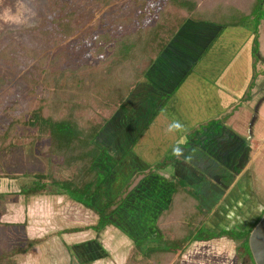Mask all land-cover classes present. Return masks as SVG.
I'll return each mask as SVG.
<instances>
[{"label": "rangeland", "instance_id": "1", "mask_svg": "<svg viewBox=\"0 0 264 264\" xmlns=\"http://www.w3.org/2000/svg\"><path fill=\"white\" fill-rule=\"evenodd\" d=\"M167 1L0 0V134L13 120L30 118L45 97L50 95L52 102L72 94L69 86L75 76L89 80L100 73L119 51L125 41L121 39L142 29L147 32L159 14L170 12ZM196 1L200 12L219 3L241 8L249 3ZM253 30V19L244 27L225 29L188 19L127 97L133 111L125 114L117 107L113 115L101 112L109 122L97 139L104 153L95 163L100 177L89 192L92 203L100 209L131 179L150 175L100 231H63L96 225L99 217L67 194L56 193L61 189L53 180L72 178L77 164L52 155L48 135L23 124L7 142L0 140V255L40 238L43 241L15 255L14 264H84L89 257L80 255L83 250L103 258L96 264H126L136 241L144 239L135 255L137 264L149 245L174 236L166 228L168 218L159 215L171 202L175 178L183 175L203 197L205 211H212L207 230L244 231L262 219L264 17L259 25L258 78L250 100L242 101L252 73ZM167 94L171 97L158 110ZM213 119L226 126L225 138L215 147L203 148L200 142L189 151L190 145H183L187 132ZM174 123L180 127L170 129ZM231 132L242 142L233 140ZM175 154L180 159L157 168ZM37 174L47 176L43 182L48 188L36 195L22 193V188L37 184ZM239 243L225 237L195 241L166 264H255L242 255Z\"/></svg>", "mask_w": 264, "mask_h": 264}, {"label": "trees", "instance_id": "2", "mask_svg": "<svg viewBox=\"0 0 264 264\" xmlns=\"http://www.w3.org/2000/svg\"><path fill=\"white\" fill-rule=\"evenodd\" d=\"M248 2L243 8L219 3L210 11L200 12L196 0L167 1V9L172 7L170 12L159 14V18L147 32L142 29L140 33L130 36L128 39L127 37L121 39V41H125L120 42L119 51L115 53V57L112 55L109 57L110 64H104L100 73H95L89 80L75 76L76 80L72 81L74 84L69 86L72 94H69L65 99L56 97L52 99V102L50 95L45 97L42 104L32 111L30 118L20 117L18 120H13L5 132L0 134V140L5 143L9 138L17 135L18 125L36 126L43 135L49 136L51 141L49 148L52 155L63 159L66 163L75 162L77 164L76 172L72 178L53 180V184L61 189L56 193L67 194L72 200L94 211L99 218L96 225L65 229L64 232L102 230L111 222L112 216L124 205L140 182L150 175L144 174L139 181H137V177L131 179L113 199L101 207L102 209H99L90 199L89 192L100 177L95 163L104 153V149L98 144L97 139L109 122L101 112L113 115L117 107L125 114L133 111L127 102V97L132 94L142 78H146L144 76L155 64L156 59L161 56L188 19L217 24L222 29L244 27L249 19H253L252 73L247 89L242 96V101L250 100L251 90L258 78L259 25L264 17V0H249ZM142 62H147V64L143 69H140ZM186 77L187 75L182 82ZM170 95L167 94L162 100L163 102L158 104V110L166 104ZM219 120L201 122L190 129L185 136L186 141L183 145L191 146L192 140L197 134L203 133L205 129ZM145 130L139 134L137 141ZM178 159L180 158L177 154L166 157L161 164L157 165V168L165 169L167 165ZM35 178L37 184L22 188V193L36 195L48 188L43 182L47 178L46 175L37 174ZM211 213L212 211L207 212L202 209L198 192L185 179L175 178L171 202L167 209L159 215L161 220L168 218L166 228L172 231L174 236L168 234L163 242L149 245L137 264H166L180 256L187 245L192 242L224 237L240 242L239 247L244 249L242 255H248L255 263L250 248V235L261 218L244 231L242 229H223L215 233L207 230L205 226ZM41 241L43 239L35 238L29 240L26 246L14 247L3 252L0 255V264H14L13 257L15 255L26 252L32 245ZM144 243V239L136 241V247L132 250L126 264L135 263L137 249H142Z\"/></svg>", "mask_w": 264, "mask_h": 264}, {"label": "crops", "instance_id": "3", "mask_svg": "<svg viewBox=\"0 0 264 264\" xmlns=\"http://www.w3.org/2000/svg\"><path fill=\"white\" fill-rule=\"evenodd\" d=\"M149 74V73H148ZM222 121H218V122H215V123H213V125H211V127H209V128H207V129H205L204 130V132L203 133H199V134H197V136L192 140V143H191V148H190V150L189 151H192V148H194V146L192 147V145H198L200 142H202V144H203V148L205 147V146H207V145H209V147H215L216 145V143L218 142V140H223L224 138H225V136L227 135V132L225 131V129H227L226 128V126L225 125H221L220 123H221ZM222 124H224L223 122H222ZM229 135H233V137H234V134H232V132H231V134L230 133H228ZM233 140H235V141H237V140H239V142H242V140L243 139H241V138H239V137H234V139ZM210 143V144H209ZM189 149V148H188ZM214 150V149H213ZM242 152H243V150H242ZM223 153V152H222ZM222 153H221V155H222ZM236 154H235V157L236 158H239V156L241 155H239V153L236 151L235 152ZM224 157V159L228 162V158L227 157H225V155L223 156ZM230 162V161H229ZM224 163H226V162H224ZM173 167H174V165H173ZM183 172H184V170H183ZM180 178H183V179H185L187 182H191L190 181V177H187L186 175H183V177H181L180 176ZM225 190V189H224ZM224 193H226V190L225 191H223L222 192V194H224ZM229 194H232V192L231 193H229ZM226 195V194H225ZM199 197H200V199H201V204H202V209L203 210H208L207 208H205V206H204V202H203V197L199 194ZM225 197L226 196H224L223 198L225 199ZM98 201L100 200V199H97ZM127 202V201H126ZM221 205V204H220ZM216 206L215 207V210L217 209V207H218V211H216V212H220V210L219 209H221V207L222 206ZM211 210V209H210ZM214 210V211H215ZM213 211V212H214ZM216 212H214V213H216ZM213 213V214H214ZM214 217H216V215H213ZM213 217V218H214ZM76 249L77 248H82V245H77V244H75V246H74ZM90 253V255L92 254V251L91 250H83V252H80V255H82V256H84V258L86 259V257H89V258H87L86 260V262H84V264H90V263H92V264H96L97 263V260H101V259H103V258H101V256L99 255H95V256H88V254ZM93 257H95V258H93ZM93 259H95V261H93ZM81 260V259H80ZM82 261V260H81ZM88 262V263H87Z\"/></svg>", "mask_w": 264, "mask_h": 264}, {"label": "water", "instance_id": "4", "mask_svg": "<svg viewBox=\"0 0 264 264\" xmlns=\"http://www.w3.org/2000/svg\"><path fill=\"white\" fill-rule=\"evenodd\" d=\"M250 248L256 264H264V217L252 230Z\"/></svg>", "mask_w": 264, "mask_h": 264}, {"label": "clouds", "instance_id": "5", "mask_svg": "<svg viewBox=\"0 0 264 264\" xmlns=\"http://www.w3.org/2000/svg\"><path fill=\"white\" fill-rule=\"evenodd\" d=\"M179 127L180 125L178 123H174L173 125L170 126V129L179 128ZM176 151L179 152L180 150L177 149Z\"/></svg>", "mask_w": 264, "mask_h": 264}]
</instances>
